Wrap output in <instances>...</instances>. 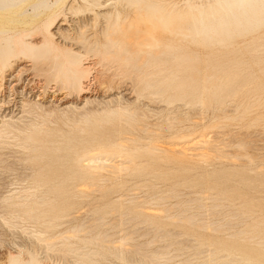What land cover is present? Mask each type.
<instances>
[{
	"label": "rangeland",
	"instance_id": "1",
	"mask_svg": "<svg viewBox=\"0 0 264 264\" xmlns=\"http://www.w3.org/2000/svg\"><path fill=\"white\" fill-rule=\"evenodd\" d=\"M168 1H171V0H168ZM176 1L184 2V0H176ZM66 4L69 5L67 6V9L59 11L57 14V17L53 21V24L50 28L51 37L53 38V41L56 45L60 47L71 48L76 51H82L83 54H85V52L83 51L85 48H83L82 45L78 43L76 40L80 30L84 29L85 35L88 36L91 40H94L96 37L101 36L102 21L100 19L92 18V16L89 15V13L82 11L81 0H66ZM70 6H71V9L69 8ZM262 32H263V29L259 30L258 32H255L254 35L258 36ZM42 36H43V33H35L31 35L29 39L37 42L42 39ZM249 37L250 35L246 36L245 37L246 40H244L245 38L243 37H240L239 39H237V41L233 45L232 51L229 49H225L223 47H205V48L203 47L201 49V48L192 46L190 51L192 52L195 51L197 54L198 53L201 54V57H203V59L209 60L205 63V66H204L207 68L202 67V74L198 75L199 78L196 84L195 83L193 84L192 89L188 88L187 85L184 84L182 88L179 87L178 89H175V88L170 89L167 92L168 94L164 95V97H161L159 99L146 96L139 91L136 92L137 88L134 87L135 84L133 85V81H132L133 76H135L134 74L127 75L125 73H122L121 68H119L118 65H115V64L109 65L111 66V68L106 70V68H108L109 66L101 65V64L96 65L97 59L95 60V58L91 56L88 57L89 56L88 54H85L84 58L86 59L88 57L86 61L91 62V64L93 65V70L95 71V73L93 72L92 74L94 75L98 73V75L96 74L98 78L96 77V80L95 79L93 80V76H90L89 77L90 80H87L85 84L91 82L90 83V85L92 86L91 89L94 90L93 91L94 93L96 92L95 94H93V97H95V101L93 103L88 104L83 109L81 108L79 111L73 108L71 110L64 108L65 111H62L53 105L48 106L49 109L47 108L46 110H41L31 105H28L26 107L25 112H21L22 107H21L20 101L18 103H15V101L13 100V95L10 96L9 94L10 93L9 89L7 91L5 90L3 94H4L6 101L10 100L7 103V105H9V108L6 109L5 111L9 112V110H11L14 112L12 114L13 117L15 119L19 118V120H16L15 123L18 126H24V125L27 126L28 130H31V128L36 127L37 132L51 133L50 134L51 139L53 140V143L55 144H61L68 137H72V136H77V138H81L80 137L82 136L81 128L84 127L85 123L82 120L78 121L76 117L80 118V115H81L80 113H83L89 110H97L98 114L95 115L96 117L95 116L92 117L93 123H91L92 125L90 126H92V128L97 127L99 131H102L104 134V137H106L107 140L114 141V142H117V140L118 142L120 140L121 141L124 140L125 141V142L123 141L124 143H126V141L127 142L131 141L132 145L134 144V146H132L134 148H139V149L144 148L145 145H147L151 139H158L160 141L159 144L162 143L160 145H164V143L167 141L168 142H173V141L180 142V141H183L185 138L190 139V138H194L195 136L196 138H199L197 136L201 135L202 132L206 133V135L208 134L206 136V139L208 137H209L208 139H212L213 137V140H210V142L212 145H214V144H218L217 142H220L222 138H223L222 140L230 139L232 142L233 138L231 139L230 137H234V136L238 137L237 135L240 134L239 132L241 131L242 133L244 132V134L242 135L241 133L242 136L239 135L240 137L234 138L233 142L229 144L231 146L235 145L237 141L239 140L241 141L242 139L246 140L247 138L251 137L253 134V136L255 135L253 137L254 140L253 139L250 140L251 138H249L248 141L250 144H254L255 146L253 145L254 148L253 147L250 148L252 145L250 146L248 144V146L250 147L243 149L244 150L243 156L244 155L248 156L245 158L246 162L244 161L241 162L238 160L237 161L230 160V156L233 154L230 151L228 152L231 153V155L228 153H224L225 158L222 156L218 158L215 156H212L210 158H206L203 156H193L190 158L186 157L182 160L179 158L178 159L175 158V157H178L176 155L175 157L167 159V162L163 158L165 154L161 153L159 155L160 157H157L156 160H154V166H156L155 169L157 171L164 170L165 172L162 171V173H164L163 175H161L159 171H158L159 172L158 174L156 170H154V172H151L152 174L151 173H141L138 175L137 173L131 171V169H126L127 171L125 170V172L122 171L120 173H115L113 171L108 170L107 168L88 169L86 167H80V170L82 172H88V170L90 173L93 172L91 176L94 178L96 177L94 179L95 184L98 183L99 185L101 184L103 185V188L99 186L100 189L98 187V184L96 186H93L96 189L95 188L91 189V187L87 189L85 188L86 186L82 188L85 185L84 183L86 182L82 177H80L81 173H78L75 177H71L70 173H68V171H66L62 167L58 169H52L51 171H49L48 166H46V164L44 163L46 159L42 158L43 156L41 155V151H42L41 147H36L37 145H34L26 141V139H24L25 134L23 131H20L16 127H14V130H11L9 132H3L2 135L3 136L5 135L4 136L5 138L3 136L0 137V156H1L0 157V264H5L6 262L8 263L9 257L11 255H17L19 252H21L23 257H25L26 259L28 258L29 253H34L36 257L41 258L42 260H44V262L46 263L49 262L47 264H56V263L57 264H71L73 259L69 255L65 256L61 252H59L60 247H64L67 243L69 244L70 242H73L75 244L80 243V245L82 246V251H87L88 249H90L91 251L92 250L98 251V253L94 255L95 262L91 264H154L156 262H157L156 264H161V263L162 264H173V263L174 264H196V263H200L201 261L204 262L209 259H213L217 257L218 254H221L222 251H219V252H216L213 250L212 252L209 251L211 249L217 248L216 246L218 245L217 241L225 242L226 246L230 248L228 250L235 254H240L241 252H243L245 249H248V248L249 249L257 248V250H259L258 245H256L255 243L259 240L260 237L264 235V222L260 223L264 221L263 220L264 219V138H262L264 137V45H262V47L261 45H257V47L251 46V43L247 39ZM261 43L263 44V42ZM254 49L257 52L254 51ZM216 55L217 57H215ZM216 58L219 59L220 65L213 66L214 60ZM94 61L96 62V64ZM17 65H19V67H17ZM21 66L24 67L23 74H22V77L24 79L22 81V84L26 86V91L28 90L26 94L27 97H30L32 93L33 94L41 93L40 90H43L44 86L45 88L48 86L47 91L44 88V91L47 92V95H45L46 97L45 102L48 103V104L46 103L47 105H50L51 103H49V100H51L52 95L54 94L50 92V90L52 91L55 86V88H57V91H56L57 98L59 97L63 98V100L64 101L67 100V102L77 101L78 102L77 104H79L78 105L79 107H81L84 104V101L82 100L83 96L78 94L74 90L68 91L66 89L67 91L64 90L65 93L60 92L61 89H58V86H59V85L57 86L58 83L56 84L55 82H53V80H50L47 77L44 71L40 69L41 65H39V63H35L28 59H23L22 62L19 61L15 63V65L10 67L7 70V72L5 71L4 74H8L11 71L16 73L18 69H20ZM101 66H103V68L106 67L104 68L105 70H103ZM193 68L194 66L190 67V69H193ZM101 70L104 73L101 72ZM228 71H237V72L244 73V74H252L253 79H251L252 81L243 83L239 87L238 91H235L230 95H222L219 98V100L214 99V98L207 100L205 104H203L204 106L196 103L192 99L193 94L205 90L203 85L206 86L208 83L210 85L212 83H219V82L224 81L226 72ZM100 72L108 79H105V78H104L105 80L102 79L103 75L101 76ZM208 75H210L209 79L206 78V76ZM186 76H188V73L185 71V73L181 74L179 81H183L186 78ZM100 77H101V80L105 81L104 82L105 85L100 80ZM8 79H10L9 76L6 77L5 79V87L10 85V80ZM26 80L28 81V83ZM196 85L198 87H195ZM177 93H181V95H184V97H181V98L177 97L176 96ZM65 94L67 95V97L64 96ZM85 95H89V94H85ZM170 95H173V96H170ZM39 96H42V95H37V96L33 95L30 98L38 99ZM62 96H64L65 99ZM168 96L170 97L171 100L167 98ZM166 100H169V101H166ZM54 101L56 103H54ZM252 102H255V104L254 103L252 104ZM53 103L55 105H59V99L53 100ZM228 104L229 105L233 104L232 105L233 108L230 107ZM235 104H236V107H234ZM248 104L252 105L253 108L251 107L252 109H250V111L244 112L245 107ZM63 106L64 104L60 108H62ZM94 106L96 107V109ZM117 106L118 107L127 106L129 109H132V108L134 109L135 107V109L136 108L139 109L141 112L140 117H142V120H143L141 122V125L144 124L143 122L147 120L144 125H147L149 128L151 127L152 130L159 129L157 128L158 126H156L158 125V123L155 124L156 122H159V120L160 121L167 120V119L171 120V118L172 119L174 118V120H171L174 123L173 129L172 131H169V132L167 130L163 132L162 134H158V131H156L155 132L156 135H155L153 132L151 133L150 131L143 132L144 130L140 128L141 125L132 124L133 126L130 127L131 125L130 123H129L130 125H128V123L126 124V122H124L125 124L121 123L123 121L118 119L117 115L108 116L110 119L108 117L104 118L106 114L105 112L106 108L112 109ZM254 106H257V107H254ZM219 107L221 108L224 107L223 109H226L228 107V109H231V110L226 109V111L233 110V112H227L226 114L223 113V115L220 114L222 116H218V117L216 116L217 118L216 117L214 118V116L218 114L217 110ZM51 111H56L61 114L63 112V114L67 115L69 119L62 122L61 120L56 118V116L53 115V118L51 116H48L50 120L49 121L46 119L45 114L43 113H47ZM197 111H199V113ZM192 113H194L193 116H190L192 115ZM196 116H199V118L202 117V119L204 120H202L201 118H200L201 120H198L199 118ZM237 116H242L243 118L242 117L237 118ZM181 117L184 119H182ZM194 117H196L197 120H195ZM225 117L226 118L230 117V119L229 118L226 119ZM177 118L178 119L181 118V120H178ZM232 118H235V120ZM256 118L257 119L259 118V119L254 121ZM43 119L45 120L43 121ZM223 119L225 123H228V124L225 125ZM154 120L156 121L154 122ZM187 120H190V121L188 122ZM45 121L47 122L45 123ZM71 121L73 122L76 121L77 125L75 123L74 125L73 122ZM152 121L154 122L155 125L154 124L152 125L153 123ZM180 122H182V124H180ZM160 123H162V121L159 122V124ZM215 123L217 126L214 125ZM136 125L139 127H137ZM28 130H27V133L29 132ZM224 130H228V131H225L224 133L223 132ZM218 131L219 132L222 131L223 133L222 132L221 133L223 134V136ZM177 133H181V134L183 133L184 135L186 133V135L185 137H181L180 134L178 135ZM212 133L214 135H212ZM210 136L212 137L210 138ZM225 136H227V138H225ZM200 138H202V136H200ZM139 139L141 141H139ZM225 140H224V143L225 142L227 143V141ZM194 142L195 140L192 142V144H194ZM222 142L223 141H221V146L223 147V145H226V144H223ZM76 145L73 146L74 147L73 149H77L79 145L81 144L79 143L78 146ZM190 145H191V142H190ZM230 145L224 146L223 149L228 150L229 148L231 150L232 147L236 146L235 145L231 147ZM28 146L30 147L28 148ZM164 146L168 147L169 144L166 145L165 143ZM173 146L174 147L176 146V149L179 148L178 146L183 147L181 142ZM173 146L171 145V148ZM221 146L219 145V147ZM100 148H102V146H98V145L90 146L88 147L87 150L91 152L94 150L97 151ZM73 149L72 148L65 149L63 153L67 152L68 150H73ZM234 151L232 150V152ZM254 155H257V156L255 157ZM226 156L229 158H227ZM143 158H139V160L137 159L136 163L138 162V164L136 165H141V164L146 163L147 159H145V157ZM257 158H260V159H257ZM248 159L249 161L250 160L251 161L249 162ZM260 165L263 168L259 167ZM97 171L98 173L101 172V174L100 173L98 174ZM40 175L43 176L44 178L47 177L49 179H54V180H57L59 178H64V177H71L74 183L77 185L76 189L79 191L78 195L73 197L72 199L73 210L70 213L72 216H69V217L68 215L63 216V218H61L57 222L59 225H57L56 227L47 228L46 225L44 224L41 225L38 223L26 221L25 219H22L18 215V213H16V211L10 212L11 211L10 210L8 212L9 208L5 204V200L8 197L23 196V195L28 196L30 195V192L33 193L34 191H36L39 188V186L37 185V183L34 184V181H36V179ZM96 175L99 177H97ZM149 175H152V176H149ZM156 176H159V177H156ZM160 176H162L163 178H160ZM100 177H104V178H102L101 180ZM34 187L36 189L33 190L32 188ZM134 189L137 191H135ZM174 194H175V197L176 195L177 196L179 195L178 198L177 197L175 198L173 196L170 197L171 195H174ZM215 194H217V196L214 197L213 195ZM162 197H166L167 199L166 198L162 199ZM193 198L195 199L192 200ZM221 198L222 200L223 198L225 199L223 201L222 200L219 201V199ZM152 199L154 200L152 201ZM185 200L189 202H185ZM172 203L174 204L177 203L176 207L175 205L171 206L173 208L175 207V209L170 207ZM212 203L214 205L219 203L222 208L221 207L219 208V204H218V205H215V206H218V208L213 206L217 208L216 210H214L215 208L209 207V206H212L211 205ZM199 204L201 205L205 204V205L204 206L200 205V207H203V208L199 207L200 208L199 210L198 208ZM152 208H154L155 211L154 210L151 211ZM156 208H159V209L157 210ZM165 208L167 210L169 208V211H168L169 214H167V212L166 213L163 212ZM187 208L189 211L185 210ZM147 209H150V211L149 210L147 211ZM218 209H220V211H218ZM238 209L244 211L243 213L245 216H247V218H244V217H242L243 219L239 218L241 217V215L238 213L239 212ZM212 210L216 212L218 211L217 213H215L214 216L211 214L213 217L208 215V212L209 213L213 212ZM228 210L230 214L228 213ZM230 210H234L238 212H234V211L231 212ZM182 211H184L185 214L193 213L196 215L198 213H204V211H207L206 212L207 214H204L206 215L204 217L203 215L198 216L199 215L198 214L197 215L198 220L199 218L202 219L203 221L204 220L207 221L208 219L207 222L205 221L206 224L215 220L216 222H213L215 223V225L212 224L214 226H210V227L212 228L214 227L215 229V226L219 225L221 228L228 227V229L231 228V230L229 229L228 232L227 231L219 232V231H216L217 228L216 230H210L209 227L207 228L199 227V224H197V226L195 224L194 225L187 224V223L185 224V222L181 220H175V219L171 220L167 218V216L170 214H177ZM226 211H227V214L224 213ZM73 212H75V215L72 214ZM76 212L78 213L81 212V213L76 214ZM231 213L233 215L238 213L239 215L238 216L235 215L234 217ZM216 214L218 215L220 214V216ZM7 215L10 218L7 217ZM117 216H120V217L122 216V217L119 218ZM96 217L97 218L101 217V218L100 220L99 219L94 220L93 218L96 219ZM116 217L118 219H116ZM131 217H133V219L126 221L128 218H131ZM223 217H225V219L220 221V219H222ZM114 218L116 219L115 221H113ZM209 218L211 221L209 220ZM110 220L113 222H110ZM141 220H145V221H141ZM226 220L229 222L227 226L225 225V223H227L225 222ZM231 221H232V224L230 223ZM87 222H90V223H87ZM106 222H109V223L106 224ZM122 222L123 223L126 222L125 225ZM220 222L221 224L224 223L225 227H222L220 225ZM239 222H242V223L240 224ZM255 222L256 223L259 222V223L254 224ZM62 223L63 225H61ZM98 223H100L99 224L100 226L97 228L96 232L104 233V231H106L112 235H114L113 233H115V235L111 237L112 239L110 238V240L111 241L113 240L114 243H117V240L119 239L121 240L123 236L126 237V234L129 235V232L132 233L135 231L134 232L135 234L132 233L131 235L130 233L129 238L131 239L126 240V245L128 243L130 244V245L128 244L127 247L132 246L131 243L133 244V246L134 245L137 246V244H140V243L144 245V243H146L145 247L142 245V251H145L146 253H148L150 251L151 252L154 251V249L158 250V247H159V252L162 254L161 256L163 258L157 257L158 260L157 259H156L157 261L154 260L156 262L153 263L151 259H149L148 257L144 259L143 256L135 254L131 251H128L127 253V251L124 249L125 246L120 244L121 243L120 240L118 241L120 243H117L118 245L115 244L117 247L113 245L111 249H107L106 247H103L100 243H97V244L88 243L87 244L86 241L79 240L81 239V237H85L89 235L87 232H85V234L83 235L82 233L83 231L81 232L82 234H80L81 237H78V238L73 237L70 239H62V238L54 239V237L58 236L57 235L58 233L63 232L73 226H77L79 224H86V226L83 225V229L85 230V229H88V227L90 228L92 227V225H95ZM238 223L239 225H237ZM128 226H130L129 229L127 228ZM219 226H218V229L221 230ZM140 227H143V228L141 229ZM253 228L255 229V231ZM123 229L125 230L121 231ZM159 229L160 230L165 229V230L160 231ZM239 229L240 231L245 230L243 233H240V234H244L245 236H242L239 233H237L238 235L233 234L234 232H236V230L239 231ZM169 230H172L171 231L172 233L176 232L179 235H176L175 233L170 236L167 235L166 237V235L164 234H166L165 232ZM257 230L262 231V234L257 233L256 232ZM119 231L120 233H117ZM248 231H252L253 235H248L250 233ZM31 232H34V233H31ZM144 232H147L148 235L143 234V237H142L141 235ZM245 232H247L248 234ZM231 233L233 235H231ZM37 234L40 236L44 235L43 237H46V236L53 237L55 246L59 248L54 249V250H49L48 248H46L45 241L43 240L40 241L37 239V236H38ZM163 235L165 237H162ZM252 236L254 238L256 237L257 238L253 239L251 238ZM186 237H187V241H186ZM243 237L244 238L250 237L251 240H249L250 238L245 240ZM151 238H153L151 240L153 241V243H151L150 245ZM132 239H135V240H132ZM157 239H159V242ZM189 239H194V241L189 240ZM155 240L157 242H154ZM182 240L183 241L185 240V241L183 242ZM178 241H180V243H177ZM208 241L215 242L216 247H214V244H213L210 248ZM168 243L169 244L172 243V245H168L167 247L166 245ZM198 243L199 244L203 243V247H202V244L200 246ZM204 247L207 249H203ZM179 249H182V250H179ZM201 249L205 251L201 253ZM196 251L199 252L201 256L199 255L195 256L194 253ZM206 251H209L211 253L206 252ZM197 252H196V255L198 254ZM208 254H213V255L211 256ZM190 257L195 260H192ZM186 258L190 259L189 262L186 261L187 260ZM182 260H184V262Z\"/></svg>",
	"mask_w": 264,
	"mask_h": 264
},
{
	"label": "bare ground",
	"instance_id": "2",
	"mask_svg": "<svg viewBox=\"0 0 264 264\" xmlns=\"http://www.w3.org/2000/svg\"><path fill=\"white\" fill-rule=\"evenodd\" d=\"M81 5H82V11L89 13V15L92 16V18L100 19L102 21L101 36L96 37L94 40H91L88 36L85 35L84 29L80 30L76 40L78 43H80L82 45L83 48H85L83 50L85 52V54H88L89 55L88 57L91 56V57L95 58V60L97 59V61H96L97 64L94 61L96 65L101 64V65L109 66V65L115 64V65H118L119 68H121L122 73H125L127 75L128 74H134L135 76H133V79L135 81L133 79H132V81H133V85L135 84L134 87L137 88L136 92L139 91L142 94H144L146 96H150V97L155 98V99H159L161 97H164V95L168 94L167 92L172 88H175V89H178L179 87L182 88V86L184 84H186L188 88L192 89L193 84L194 83L196 84V82L199 78L198 75L202 74V67H204L205 63L209 60L203 59V57H201V54H199V53L197 54L195 51H193V52L190 51L192 46L197 47V48H201V49L203 47L204 48L205 47H223L225 49H229L232 51L233 45L237 41V39H239L240 37L245 38L248 35H250V37L247 39L251 43V46L257 47V45H261V47H262V45H264V0H184V2H180V1L178 2L176 0H171V1H168V0H81ZM67 6H69V5L66 4V0H0V137L3 136L2 135L3 132H9L11 130H14V127H16L20 131H23L25 134L24 139H26V141H28L34 145H37L36 147H41V150H42L41 155L43 156L42 158L46 159L44 163L46 164V166H48L49 171H51L52 169H58V168L62 167L66 171H68V173H70L71 177H75L78 173H81L80 177H82L86 182V183H84L85 185L82 183L84 185L82 188H84L86 186L85 188H87V189L90 187H91V189L95 188L93 186H96L98 183L97 184L94 183V179L96 177L94 178L91 176L93 174V172L90 173L89 170H88V172H82L80 170V167H86L88 169H92V168L105 169V168H107L108 170L113 171L115 173H120L122 171L125 172L126 169H131V171L137 173L138 175L141 173H151V172H154V170H156L155 169L156 166H154V160H156L157 157H160L159 155L161 153L165 154L163 156V158L165 159L166 162H167V159L175 157L176 155L178 157H175V158H177V159L179 158V159L183 160L186 157L190 158L193 156H203L206 158H210L212 156H215L218 158V157L222 156L225 158L224 153H228L230 155H231V153H233L230 156V160H233V161L238 160L241 162L242 161L246 162L245 158L248 156L247 155L243 156V154H244L243 149L250 147L251 145L252 146L250 148L253 147L254 144H250L248 139L251 138L250 140H252V139L254 140L253 137L255 135L253 136V134H252V136L247 138L246 140L242 139L241 141L239 140L240 142L237 141V143L235 144L236 146L232 145L235 147H232L230 145L233 142L234 138L240 137L239 135H241L242 131L239 132L240 134L237 135L238 137H235V136L230 137L231 139L233 138L232 142L230 139H228V140L224 139L225 141H227L228 144L226 142L224 143V140H222L223 138L221 139V141H223L222 142L223 144H226L227 146L230 145L232 147L231 150L229 148H228V150L223 149V147L226 145H223V147H222L221 141L217 142L218 144L220 143L219 145L221 147H219L218 144L212 145L210 140H213V137L210 136V138L212 137V139H208L209 137L206 139V136L208 134L206 135V133H203V132L201 135L197 136L199 138H196V136H195L194 138H190V139L185 138L183 141H180L183 147L178 146L179 148H177V149H176V146L174 147L173 145L179 144L180 143L179 141L178 142H176V141L175 142L174 141L168 142L167 141L168 143L165 142L166 145L169 144V146L167 147V146H164L165 143H164V145H160L162 143L159 144L160 141L158 139H151L149 141V143L147 145H145V147L142 145L144 148L139 149V148L132 147V146H134V144L132 145L131 141H128V142L126 141V143H124L125 142L124 140H122V141L120 140L119 142H118V140H117V142L109 141L106 139V137H104L103 132L99 131L97 127L92 128V126H90V125H92L91 123H93L92 117H94L95 115L98 114L97 110H89V111L80 113L81 114L80 118L76 117V119L78 121L82 120L85 123L84 127L81 128L82 129L81 130L82 136H80L81 138H77V136L68 137L61 144L53 143V140L51 139V135H50L51 133L37 132L36 127L31 128V130H28V127L25 125L24 126H18L15 123V121L19 120V118L15 119L13 117L12 114L14 112L11 110H9V112L5 111L6 109L9 108V105H7V103L10 100L6 101L3 92L5 90L7 91L8 89L10 92L9 93L10 96L13 95V100L15 101V103H18L20 101V104L22 107V110L20 109L21 112H25L26 107L28 105H31V106L36 107V108L41 109V110H46L48 108V106L53 105L62 111H65L64 108L69 109V110H71L73 108V109L79 111L81 108L83 109L85 106H87L88 104L93 103L95 101V97H93V94H95L96 92L94 93L93 92L94 90L91 89L92 88V86L90 85L91 82L86 83V84H85V82L87 80H90L89 79L90 76H93V80L94 79L96 80V77H97L96 74L98 75V73H96L94 75L92 74L93 72L95 73V71L93 70V65L91 64V62L86 61V59L88 57L85 59L84 58L85 54H83L82 51H76V50L71 49V48H65V47H60V46L56 45L53 41V38L51 37L50 28L53 24V21L57 17L58 12L61 10L67 9ZM69 8L71 9V6ZM261 29H263V32L260 35L255 36L254 33L258 32ZM35 33H43L42 39L37 41V42L29 39L30 36L35 34ZM244 40H246V38ZM261 42H263V44ZM235 48H237V47H235ZM254 51H256V50L254 49ZM215 57H217V55ZM23 59H28V60H31L35 63H39V65H41L40 69L42 71H44V73L47 75V77L50 80H53V82H55L56 84L58 83L57 86L59 85L58 89H61L60 92L65 93L64 90H66V89L68 91L74 90L75 92H77L78 94L83 96L82 100L84 101V104L81 107H79L78 106L79 104H77L78 103L77 101H68L67 102V100L64 101L63 98H60V97L57 98V94H56L57 88H55V86H54V89L52 91L50 90V92L54 93L52 95L51 100H49V103H51L50 105H47L48 103L45 102V98H46L45 95H47L46 91H47L48 86L46 88L44 86L46 91H44V88H43V90H40L41 93H35L34 92L35 94H33V93L31 94L30 97H32L33 95L34 96L42 95V96H39L38 99L27 97L26 94H27L28 90L26 91V86H24L22 84V81L24 79L22 77L24 67L21 66L22 68L20 67V69H18V71L16 73L11 71L8 74H4L5 71L7 72V70L10 67L14 66L15 63H17L19 61L22 62ZM217 65H220L218 58H216L214 60V63H213V66H217ZM191 66H194V68L190 69ZM17 67H19V65H17ZM101 67L103 70H105L104 68H106V67L103 68V66H101ZM109 68H111V66L106 68V70H108ZM204 68H207V67H204ZM185 71L188 73V76H186V78L183 81H179L181 74L185 73ZM101 72H103V71L101 70ZM101 72H100V74H101ZM100 74H99V76H100ZM102 75L103 74H101V76ZM111 75H113V74H111ZM8 76L10 77V79H8V80H10V85L5 87V79ZM104 78L108 79L103 75L102 79H104ZM206 78L209 79L210 75L206 76ZM251 79H253L252 74H244V73H240L237 71H228V72H226V76H225L224 81L219 82V83H212L210 85L208 83L207 84L208 86L203 85L205 90L193 94L192 99L196 103L201 104V105L205 104V102L207 100H210L212 98L219 100V98L222 95H230L233 92L238 91L239 87L243 83L252 81ZM93 80H91V81H93ZM100 80H101V77H100ZM40 81H42V80H40ZM101 81L104 84L105 81H103V80H101ZM27 83H28V81H27ZM41 87H43V86H41ZM195 87H198V86L196 85ZM85 94H89V95H85ZM64 96L67 97L66 94ZM64 96H62V97H64ZM170 96H173V95H170ZM176 96L179 98L184 97V95H181V93H177ZM167 98L169 100H171L169 96ZM17 99H19V100H17ZM56 99H59V105H55L54 104V103H56L55 101L53 103V100H56ZM64 99H65V97H64ZM169 100H166V101H169ZM253 103L255 104V102H252V104ZM63 104H64V106L62 107L63 108L62 109L60 107ZM236 104L234 105V107H236ZM232 105L233 104H230L229 106L232 107ZM258 106H260V105H258ZM251 107H252V105H249V104L246 105L244 112L250 111V109L253 108V107L252 108ZM254 107H257V106H254ZM223 108H221V107L218 108V110H217L218 114L215 115L214 118L216 116L217 117L222 116L223 113L226 114L227 112H233V110L232 111H226V109L231 110V109H228V107L226 109H223ZM86 109H87V107H86ZM95 109H96V107H95ZM1 110H2V112H1ZM54 110H56V109H54ZM4 111H5V113H4ZM105 112H106V114H105L104 118H107L108 116H111V115H117L118 119L123 121L121 123L126 122V124L128 123V125L131 124L130 127L133 126L134 124L141 125V122L143 121L142 117H140V114H141L140 110L137 108L135 109V107H134V109L133 108L129 109L127 106L126 107H123V106L118 107L117 106V107L112 108V109L106 108ZM197 112L199 113V111H197ZM43 114H45V117L47 120H49L48 116H51L53 118V115L56 116V118H58L62 122L69 119V117H67V115L63 114V112L61 114V113H58L56 111H51V112H47V113H43ZM193 114L194 113H192V115H190V116H193ZM220 114H222V115H220ZM244 114H246V113H244ZM196 117L199 118V116H196ZM196 117H194L195 120H197ZM239 117L241 118L242 116H237V118H239ZM181 118L180 119L177 118V119L181 120ZM200 118L202 119V117H200ZM200 118L198 120H201ZM228 118L230 119V117H228ZM228 118H226V119H228ZM182 119H184V118H182ZM224 119H223V121H224ZM232 119L235 120V118H232ZM258 119L256 118L254 121H256ZM44 120L45 119H43V121ZM171 120H174V118L173 119L171 118ZM171 120H168V119L167 120H161L162 123H160V124H159V122H161L160 120H159V122H156L155 124L158 123V125H156V126H158L157 128H159L158 130H154V129L152 130L151 127L149 128L147 125H144L147 120L145 122H143L144 124H142L140 126V128L142 130H144L143 132L150 131L151 133L153 132L155 134V132L158 131V134H162L163 132H165L167 130H168V132L172 131L174 123ZM176 120H175V122H176ZM202 120H204V119H202ZM155 121L156 120H154V122ZM183 121H185V120H183ZM187 121L189 122L190 120H187ZM46 122L47 121H45V123ZM71 122H73V121H71ZM154 122L152 123V125L154 124ZM74 123L77 125L76 121L73 122V124ZM224 123H225V121H224ZM147 124H149V123H147ZM175 124H177V123H175ZM180 124H182V122H180ZM226 124H228V123H225V125ZM214 125H216V123ZM137 127H139V126H137ZM161 129H163V130H161ZM27 130L29 131L28 133H27ZM228 130H224L223 132L225 133V131H228ZM230 130H232V129H230ZM221 132H219V133H221ZM209 133H210V131H209ZM217 133H216V135H217ZM177 134L178 135L180 134L181 137H185V135H186V133H185V135L183 133L182 134L177 133ZM243 134H244V132L242 133V135ZM210 135H211V133H210ZM212 135H214V134L212 133ZM200 136H202V138H200ZM222 136H223V134H222ZM217 137H215V138H217ZM128 138H130V137H128ZM225 138H227V136H225ZM262 138H264V137H262ZM197 139H199V140H197ZM194 140H195V142H194V144H192V142ZM229 140H230V142H229ZM139 141H141V140L139 139ZM190 142H191V145H190ZM79 143L81 145H79V147L77 149H73L74 148L73 146H75L76 144H77L76 146H78ZM24 144H25V142H24ZM248 144L250 146H248ZM97 145L102 146V148H100L101 150L98 149L97 151L96 150L91 151L92 153L87 150L88 147L97 146ZM171 145L174 148L173 147L171 148ZM30 146H28V148ZM69 148H72L73 150H68L67 152L63 153V151L65 149H69ZM232 150L233 151L235 150V151L232 152ZM228 151H230L231 153H229ZM254 156L256 157L257 155H254ZM143 157H145V159H147V162L144 164H141V165H136V164H138V162L136 163L137 159L139 160V158H143ZM227 158H229V157H227ZM249 159H251V158H249ZM249 159H248V161H249ZM257 159H260V158H257ZM175 162H177V161H175ZM141 163H143V162H141ZM261 165L259 167L263 166V165L262 166ZM158 171L160 172L161 175L164 174V173H162V171L165 172L164 170H162V171L158 170ZM159 172H158V174H159ZM97 173H98V171H97ZM99 173L101 174V172H99ZM149 176H152V175H149ZM71 177H64V178H59L57 180H54V179H49L47 177H46L47 178L46 179L40 175L36 179V181H34V184L37 183V185L39 186V188L37 186L38 189L36 191H34L33 193L30 192V195H28V196H24V195H23L24 197L23 196H11L5 200V204L9 208L8 212L10 210H11L10 212L16 211V213H18V215L22 219H25L26 221L38 223L41 225L44 224V225H46L47 228L56 227L57 225H59L57 222L61 218H63V216H66V215H68V217L72 216L70 214L73 210L72 199H73V197L78 195L79 191L76 189L77 185L74 183V181ZM97 177H99V176H97ZM145 177H146V175H145ZM156 177H159V176H156ZM164 177H165V175H164ZM100 178L102 180V178H104V177H100ZM160 178H163V177L160 176ZM97 179H96V181H97ZM4 185H5V183H4ZM99 186L101 188H103L102 184L101 185L98 184V187ZM100 187H99V189H100ZM32 189L34 190L36 188L34 187ZM86 190H84V191H86ZM140 190H138V191H140ZM82 191H80V192H82ZM135 191H137V190H135ZM27 194H29V193H27ZM172 196L175 197V194L171 195L170 197H172ZM178 196L176 195L177 198H178ZM213 196L215 197V196H217V194H215ZM166 197H162V199L166 198ZM194 199L195 198H193L192 200H194ZM224 199L225 198H223V200ZM138 200H139V198H138ZM153 200L154 199H152V201ZM187 200H185V202H189ZM220 200H222V198L219 199V201ZM159 201H161V200H159ZM176 204L172 203V205H170V207L173 205H175V207H176ZM218 204L219 203H217L215 205H218ZM93 205H94V203H93ZM157 205H159V204H157ZM200 205L201 204L198 205V208L200 207ZM204 205L202 204L201 206H204ZM211 205L212 206H209L210 208L211 207L212 208H215V207L218 208V206H215L213 203ZM221 205H222V203H221ZM213 206H215V207H213ZM175 207L174 208L171 207V208L175 209ZM220 207L221 206L219 204V208ZM149 208H151V207H149ZM200 208H203V207H200ZM200 208H199V210H200ZM217 208H215L214 210H216ZM156 209L158 210L159 208H156ZM148 210L150 211V209H147V211ZM153 210H154V208H152L151 211H153ZM161 210H162V208H161ZM185 210H188V208ZM238 210H239V212L234 211V210H230V211L231 212H233V211L238 212L241 215V217H239L241 219H243L242 217L247 218V216H245L243 213L244 211H242L240 209H238ZM168 211H169V208H168V210L166 208L163 210V212H165V213L167 212V214H169ZM184 211L179 212L177 214H170L167 216V218L171 219V220L172 219L173 220L174 219L175 220H181V221L185 222V224L186 223L191 224V225L195 224L196 226H197V224H199V227H201V228L209 227L210 230H216V228H217L216 231H219V232H221V231L222 232L223 231L228 232L229 229L231 230V228L228 229V227L227 228H221L219 225L218 226H219V228H221V230L218 229V226H215V229H214V227L213 228L210 227V226L215 225V223H213V222H216L212 218L211 219L213 221L210 222L211 224L210 223L206 224L208 219H207V221L206 220L203 221L202 219L199 218V220H200L199 221L197 215L198 214H199L198 216L203 215V217H204V216H206L204 214H207L206 212L208 210L204 211V213H198L197 215L193 214V213L185 214ZM218 211H220V209H218ZM217 212L216 211H213L212 213L208 212V215L213 217L215 215V213H217ZM77 213L78 212H76V214ZM79 213H81V212H79ZM160 213H161V211H160ZM221 213H222V211H221ZM224 213L227 214V211ZM228 213L230 214L229 210H228ZM238 213L235 215L238 216L239 215ZM72 214L75 215V212H73ZM216 215H218V214H216ZM235 215H233V216L235 217ZM218 216H220V214ZM7 217H9V216L7 215ZM117 217L121 218L122 216L121 217L117 216ZM117 217H116V219H118ZM100 218L96 217V219L95 218H93V219L94 220H97V219L100 220ZM116 219L114 218L113 221H115ZM131 219H133V217L128 218L126 221L131 220ZM223 219H225V217L220 219V221ZM209 220H210V218H209ZM217 220H219V219H217ZM91 221H93V220H91ZM113 221L110 220V222H113ZM141 221H145V220H141ZM90 222H87V223H90ZM225 222H227V223H225V225L227 226L229 224V222L227 220ZM256 222L254 224L259 223V222L258 223H256ZM263 222L264 221H262L260 223H263ZM63 223L61 225H63ZM108 223L109 222H106V224H108ZM125 223H123V224L125 225ZM217 223H218V221H217ZM217 223H216V225H217ZM230 223L232 224V221ZM239 223L241 224L242 222H239ZM239 223L237 225H239ZM86 224H79V225L73 226V227H71V228H69L63 232H60L57 234L58 236L54 237V239H56V238L70 239L73 237L78 238V237H81L80 234L83 233V235H84L85 232H87L89 235H87L85 237H81V239H79L80 241L81 240L86 241L87 244L88 243H92V244L100 243L103 247H106L107 249H111V247L113 245L116 246L115 244L121 242L120 244L125 246L124 249L127 251V253H128V251H131L135 254L143 256L144 259L146 257H148L149 259H151V261L153 263L156 262L158 260V258L162 257L161 256L162 254L159 252V247H158V250L154 249V251H152V252L150 251L151 253L150 252L146 253L145 251H142V245H143L142 243L137 244V246L136 245L133 246V244L131 243L132 246L127 247L129 243L126 245V240L131 239V238H129L131 232H129V235L126 234V237L123 236L121 238V240L119 239L120 242H118L119 240H117V243H114V241L113 240L111 241L110 238L112 236H114L115 233H113L114 235H112L106 231H104V233L103 232L97 233L96 231H97V228L100 226L99 225L100 223L92 225V227H90V228L88 227V229L84 230L83 225L86 226ZM106 224H104V225H106ZM212 224H214V225H212ZM220 225L222 227H225L224 223L221 224V222H220ZM116 227H118V226H116ZM129 227L130 226H128L127 228L129 229ZM140 228L142 229L143 227H140ZM255 228H257V227H255ZM225 229H227V230H225ZM124 230L125 229H123L121 231H124ZM164 230L165 229L160 230V231H164ZM171 231L172 230L165 232L166 234H164V235H166V237H167V235L170 236V235H173L176 233V232L172 233ZM244 231L243 230L240 231V229H239V231L236 230V232H234L233 234L234 235L237 233L240 234V233H243ZM254 231H255V229H254ZM94 232H96V233H94ZM134 232H132V233L135 234ZM147 232L142 233L141 236L143 237V234L148 235ZM248 232H250L251 234L250 233L248 234L247 232H245V233H247L248 235H253L252 231H248ZM256 232L262 234V231L257 230ZM31 233H34V232H31ZM117 233H120V231ZM132 233H131V235H132ZM178 233H179V231H178ZM233 234L231 233V235H233ZM164 235L162 237H165ZM176 235H179V234L176 233ZM240 235L245 236L244 234H240ZM43 236L38 235L37 239L40 241L41 240L45 241L46 248H48L49 250H54V249L59 248V247L57 248V246H55V242L53 241V237H51V236L43 237ZM258 237H260V236H258ZM153 238H151L150 241ZM248 238H250V237H248ZM248 238H244V239L246 240ZM251 238L256 239L257 237L254 238L252 236ZM251 238L249 240H251ZM132 240H135V239H132ZM157 240L159 242V239H157ZM189 240L194 241V239H189ZM180 241H178L177 243H180ZM186 241H187V237H186ZM154 242H157V241L155 240ZM203 242H205V241H203ZM151 243H153V241L150 242V245H151ZM217 243H218V245H216L217 248L211 249L209 251H211V252H212V250L216 251V252L222 251L221 254H218L217 257H215L213 259H209V260L204 261V262L201 261L200 263H196V264H264V235L262 237H260L259 240L255 243L256 245H258L259 250H257V248H254V249L248 248V249H245L240 254H235L233 252H230L228 250L230 248H228L226 246L225 242H221V241L218 242L217 241ZM78 244L80 245V243H78ZM78 244H75L73 242H70L69 244L67 243L64 247H60L59 252H61L65 256L69 255L73 259L71 264H91V263H94L95 262L94 255L97 254L98 251H94V250L91 251L90 249H88L87 251H82V246L81 245L79 246ZM145 244L146 243H144V245H143L144 247L146 246ZM201 244L203 247V243H201ZM201 244H199V245L201 246ZM208 244H209L210 248L213 244H214V247H216L215 242H213V241H210V242L208 241ZM168 245H172V243L171 244L168 243L166 246L168 247ZM205 245H207V244H205ZM147 246H149V245H147ZM203 249H207V248L204 247ZM203 249H201V253H203L205 251V250L203 251ZM179 250H182V249H179ZM160 251H161V249H160ZM209 251H206V252H209ZM196 252L194 253L195 256H198V255L201 256L199 254V252H197L198 254L196 255ZM211 252H209V253H211ZM213 254H208V255L212 256ZM183 255H184V253H183ZM206 257H207V255H206ZM191 259L195 260L193 258H191ZM198 259H199V257H198ZM154 260H156V261H154ZM184 260H182V261L184 262ZM189 260L190 259H187L186 261L189 262ZM45 263L46 262H44V260L36 257L34 253H29L28 258L26 259L25 257H23L22 253L19 252L17 255H11L9 257V261L7 264H45ZM47 263H49V262H47ZM156 263H154V264H156Z\"/></svg>",
	"mask_w": 264,
	"mask_h": 264
}]
</instances>
